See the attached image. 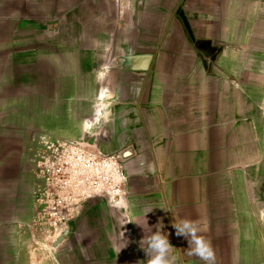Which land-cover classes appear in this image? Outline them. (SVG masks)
<instances>
[{"label": "crops", "instance_id": "0c3cea01", "mask_svg": "<svg viewBox=\"0 0 264 264\" xmlns=\"http://www.w3.org/2000/svg\"><path fill=\"white\" fill-rule=\"evenodd\" d=\"M38 131L130 150L123 205L94 198L66 225L39 221L26 156ZM174 219L200 222L214 264H264V0L0 15V264H147L139 224L161 221L172 264H204Z\"/></svg>", "mask_w": 264, "mask_h": 264}, {"label": "built area", "instance_id": "2783aa9c", "mask_svg": "<svg viewBox=\"0 0 264 264\" xmlns=\"http://www.w3.org/2000/svg\"><path fill=\"white\" fill-rule=\"evenodd\" d=\"M100 139V133L87 131L79 137L50 131L31 134L26 156L33 180L34 208L46 226L66 225L94 198H103L110 206L123 205L125 157L122 151H105Z\"/></svg>", "mask_w": 264, "mask_h": 264}, {"label": "clouds", "instance_id": "9594fccd", "mask_svg": "<svg viewBox=\"0 0 264 264\" xmlns=\"http://www.w3.org/2000/svg\"><path fill=\"white\" fill-rule=\"evenodd\" d=\"M139 225L144 230V236L139 241V247L147 257V264H172V257L170 256L172 244L169 241L167 232L163 231L165 228L163 221L153 226L148 225L149 232L145 231L144 225ZM173 226L178 236H183L188 239L187 248L189 255L200 257L204 261V264H214L215 257L210 241L204 236L199 235L204 230L199 221L192 219H181L177 221L174 219ZM123 238L126 239L124 234Z\"/></svg>", "mask_w": 264, "mask_h": 264}, {"label": "rangeland", "instance_id": "374dc122", "mask_svg": "<svg viewBox=\"0 0 264 264\" xmlns=\"http://www.w3.org/2000/svg\"><path fill=\"white\" fill-rule=\"evenodd\" d=\"M72 1L74 0H0V15H24L31 19L52 18ZM56 235H60L58 231H46L44 237L53 238Z\"/></svg>", "mask_w": 264, "mask_h": 264}, {"label": "water", "instance_id": "95a60500", "mask_svg": "<svg viewBox=\"0 0 264 264\" xmlns=\"http://www.w3.org/2000/svg\"><path fill=\"white\" fill-rule=\"evenodd\" d=\"M130 153V150L122 151V155L126 157Z\"/></svg>", "mask_w": 264, "mask_h": 264}]
</instances>
